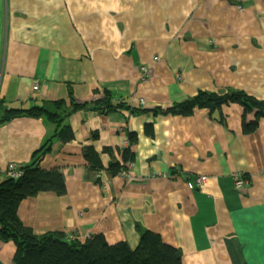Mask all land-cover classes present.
<instances>
[{"label":"crops","instance_id":"0c3cea01","mask_svg":"<svg viewBox=\"0 0 264 264\" xmlns=\"http://www.w3.org/2000/svg\"><path fill=\"white\" fill-rule=\"evenodd\" d=\"M235 89L264 101V0H0L3 106L72 108L107 92L128 103L76 109L63 121L74 132L66 142L44 116L1 123L0 182L51 138L39 165L59 170L67 191L21 202L35 233L103 234L136 248L151 232L183 264H264V117L245 133L240 103L168 110L200 91ZM90 146L100 171L84 156ZM236 174L249 179L241 190ZM198 175L210 176L204 190L190 185ZM15 251L0 240L4 264Z\"/></svg>","mask_w":264,"mask_h":264},{"label":"trees","instance_id":"16d2710c","mask_svg":"<svg viewBox=\"0 0 264 264\" xmlns=\"http://www.w3.org/2000/svg\"><path fill=\"white\" fill-rule=\"evenodd\" d=\"M228 102L243 105V130L245 133L254 132L260 119L264 117V101L244 91L235 89L224 94L200 91L194 97L174 104L168 110L190 115L197 106L214 110ZM73 103L72 108L67 106L65 100L54 101L47 107L14 108L5 107L0 101V107L3 106L0 124L21 116H44L57 125L54 136L66 142L74 138V132L71 125H63V121L76 109L93 107L102 111H114L128 104L125 101L114 103L112 94L108 92L92 101ZM252 112H255V118L248 120L247 115ZM50 147L51 138L35 152L31 164L22 166L21 177H8L0 182V240L15 243L13 264H183L181 250L165 243L155 233L144 232L139 245L132 248L126 241L111 244L103 234H93L81 241L67 238L62 232L37 234L32 227L24 224L18 215L24 199L43 191H54L59 195L67 191L65 177L59 170H45L39 165ZM105 150L113 152L111 148ZM84 156L94 169H102L100 154L92 146L84 149ZM123 158L129 163L133 161L134 154L130 148L125 150Z\"/></svg>","mask_w":264,"mask_h":264},{"label":"built area","instance_id":"2783aa9c","mask_svg":"<svg viewBox=\"0 0 264 264\" xmlns=\"http://www.w3.org/2000/svg\"><path fill=\"white\" fill-rule=\"evenodd\" d=\"M141 69L143 71H145L146 67L143 66V67H141ZM179 76H181V75H179ZM143 79L145 80V78H143ZM34 88L38 89V85L34 86ZM139 103L141 105H145V100L141 99L139 101ZM22 172H23V170L21 169V166H19L15 162H13L9 165V168L7 170V175L9 177L19 178L22 176ZM209 181H210V176L198 175L190 182V185L195 187V188L204 190L206 188V186L208 185ZM247 184H249V179L247 177H245L244 175H241V174H236L235 186L238 190L243 189V187H245ZM71 239H75V238L72 236Z\"/></svg>","mask_w":264,"mask_h":264},{"label":"water","instance_id":"95a60500","mask_svg":"<svg viewBox=\"0 0 264 264\" xmlns=\"http://www.w3.org/2000/svg\"><path fill=\"white\" fill-rule=\"evenodd\" d=\"M0 264H4V263L0 260Z\"/></svg>","mask_w":264,"mask_h":264}]
</instances>
